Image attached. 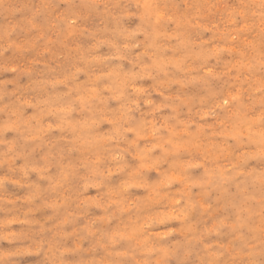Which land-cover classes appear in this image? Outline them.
<instances>
[{
	"label": "rangeland",
	"instance_id": "obj_1",
	"mask_svg": "<svg viewBox=\"0 0 264 264\" xmlns=\"http://www.w3.org/2000/svg\"><path fill=\"white\" fill-rule=\"evenodd\" d=\"M0 264H264V0H0Z\"/></svg>",
	"mask_w": 264,
	"mask_h": 264
}]
</instances>
